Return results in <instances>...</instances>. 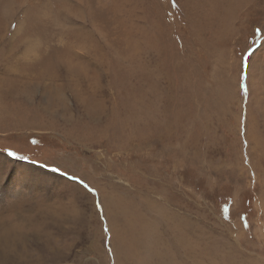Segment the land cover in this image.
<instances>
[{
	"label": "rangeland",
	"instance_id": "374dc122",
	"mask_svg": "<svg viewBox=\"0 0 264 264\" xmlns=\"http://www.w3.org/2000/svg\"><path fill=\"white\" fill-rule=\"evenodd\" d=\"M172 263L264 264V0H0V264Z\"/></svg>",
	"mask_w": 264,
	"mask_h": 264
},
{
	"label": "bare ground",
	"instance_id": "6f19581e",
	"mask_svg": "<svg viewBox=\"0 0 264 264\" xmlns=\"http://www.w3.org/2000/svg\"><path fill=\"white\" fill-rule=\"evenodd\" d=\"M158 217V216H157ZM152 220H147V219H145L144 220V222H143V224H145V226H143V227H147V228H144L143 229V231H142V233H143V235L144 236H146L147 238L148 237H150V235H151V237L150 238H152V239H150V241L148 242V244H146L147 245V248H148V254H147V257H150V256H152L153 254H155V252H157L156 251V248H157V244H156V241H157V239L159 238V236H158V234H154V232H153V230L151 229V227H153V226H156V224L155 225H153V223H155L154 221H152ZM134 223V222H133ZM150 225V226H149ZM156 231V230H155ZM149 234V235H148ZM157 237V238H156ZM160 239V238H159ZM162 239V238H161ZM139 245H141V244H139ZM146 248V247H145ZM163 261V260H162ZM173 264V263H172Z\"/></svg>",
	"mask_w": 264,
	"mask_h": 264
},
{
	"label": "snow or ice",
	"instance_id": "6c2138e0",
	"mask_svg": "<svg viewBox=\"0 0 264 264\" xmlns=\"http://www.w3.org/2000/svg\"><path fill=\"white\" fill-rule=\"evenodd\" d=\"M28 7H29V5L26 4V5H25V8L27 9ZM7 155L10 156V157H13V158H15V159H21V158H22V157H18L17 154H16L15 152H12V151H9V152L7 153ZM51 171H53V172H58V171H60V170H59V168L57 167V168H52ZM62 175H66V173H62ZM70 179H76V177L73 176V177H70ZM78 183H79L80 185H82L83 188L86 189L89 193H92L93 195L96 194L95 191H94V189L91 188V187H89V185L86 184L83 180H78Z\"/></svg>",
	"mask_w": 264,
	"mask_h": 264
}]
</instances>
